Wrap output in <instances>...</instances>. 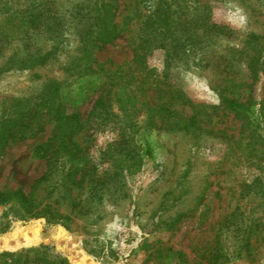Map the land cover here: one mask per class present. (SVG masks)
I'll use <instances>...</instances> for the list:
<instances>
[{"label": "rangeland", "instance_id": "obj_1", "mask_svg": "<svg viewBox=\"0 0 264 264\" xmlns=\"http://www.w3.org/2000/svg\"><path fill=\"white\" fill-rule=\"evenodd\" d=\"M96 1L115 4L120 35L84 48ZM4 32L0 124L50 82L65 108L0 145V191L35 199L32 211L0 204V238L43 221L40 242L0 253L52 245L70 264H264V0H0ZM29 56L42 60L12 61Z\"/></svg>", "mask_w": 264, "mask_h": 264}, {"label": "trees", "instance_id": "obj_2", "mask_svg": "<svg viewBox=\"0 0 264 264\" xmlns=\"http://www.w3.org/2000/svg\"><path fill=\"white\" fill-rule=\"evenodd\" d=\"M95 4L96 9L90 11V17L87 19V25L85 26V31L81 38V43L84 48L90 46L92 42L95 43V46H104L113 42L120 35L117 25L114 23L116 11L115 4L106 1H96ZM169 4L172 3H163V7H160L165 13V18L161 20L166 22V25L170 24L173 20L171 19V15L174 13V9ZM155 11H158V8ZM31 14L32 16L26 17L28 20L32 19L35 14L34 11H32ZM37 19H39V17H36L35 20ZM6 27L8 28V26ZM9 28H11V26ZM11 41L12 39L8 38L5 33V35L0 38V48ZM39 60L42 59L36 56H29L25 59L19 58L16 60L13 59L12 61L18 62L24 67L27 66L28 63L33 64ZM10 66L11 61L6 67H0V71ZM259 72L260 70L258 67L255 76L259 75ZM60 92V84L58 82H50L34 100L17 101L10 115L6 118L7 120L0 124V129L2 130L0 133V145L8 142L10 139H25L37 134L43 129V124L46 122L45 119L43 120L37 117L39 114L46 116L45 118H50L52 116L55 118L63 113L65 106ZM57 101L61 102L60 105L62 106H56L58 109H55V103ZM223 102L240 117L247 118L249 107L246 104L232 98H224ZM107 105V98L102 96L97 100L96 108L104 111L107 110ZM35 184H39V181H36ZM34 200L32 194H26L22 188L13 191H0V204L14 202V204H18V206L25 211H32ZM33 216L38 217V214ZM44 216L48 218L49 222H57L51 220L52 218L47 212ZM42 222V220L33 221L25 227L18 226L11 234L0 238V251L4 249H16L22 245L40 242ZM65 231L63 227L57 228L56 238L64 234ZM59 242L67 244L70 242V238L62 236ZM53 248L54 246L52 245H41L18 251H3L0 253V264H70L69 260L64 255L50 253ZM85 261L86 258L83 256L80 262L85 264L83 263Z\"/></svg>", "mask_w": 264, "mask_h": 264}, {"label": "water", "instance_id": "obj_3", "mask_svg": "<svg viewBox=\"0 0 264 264\" xmlns=\"http://www.w3.org/2000/svg\"><path fill=\"white\" fill-rule=\"evenodd\" d=\"M76 261H78V258H76ZM71 264H74V263L72 262V259H71Z\"/></svg>", "mask_w": 264, "mask_h": 264}, {"label": "bare ground", "instance_id": "obj_4", "mask_svg": "<svg viewBox=\"0 0 264 264\" xmlns=\"http://www.w3.org/2000/svg\"><path fill=\"white\" fill-rule=\"evenodd\" d=\"M73 263L76 264L75 261Z\"/></svg>", "mask_w": 264, "mask_h": 264}]
</instances>
